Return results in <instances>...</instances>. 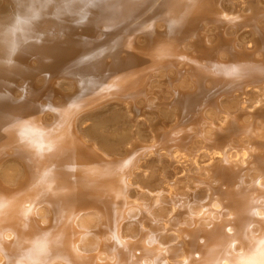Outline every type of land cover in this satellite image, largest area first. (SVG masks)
<instances>
[{
    "label": "bare ground",
    "instance_id": "1",
    "mask_svg": "<svg viewBox=\"0 0 264 264\" xmlns=\"http://www.w3.org/2000/svg\"><path fill=\"white\" fill-rule=\"evenodd\" d=\"M0 264H264V0H0Z\"/></svg>",
    "mask_w": 264,
    "mask_h": 264
},
{
    "label": "clouds",
    "instance_id": "2",
    "mask_svg": "<svg viewBox=\"0 0 264 264\" xmlns=\"http://www.w3.org/2000/svg\"><path fill=\"white\" fill-rule=\"evenodd\" d=\"M90 6L91 5H86L85 7L87 8V7H90ZM58 14H59V12H58ZM32 19H39V14L38 13H34ZM87 21H88V15L87 14H81V15L75 17V19L73 20V23H74L75 26H81V25H84L85 23H87ZM23 22H25V18L24 17H21V16H17L16 17V24L17 25H19V24H21ZM28 22H30V21H28ZM14 54H15V51L13 52V55ZM8 63L11 64L12 60L9 59Z\"/></svg>",
    "mask_w": 264,
    "mask_h": 264
},
{
    "label": "snow or ice",
    "instance_id": "3",
    "mask_svg": "<svg viewBox=\"0 0 264 264\" xmlns=\"http://www.w3.org/2000/svg\"><path fill=\"white\" fill-rule=\"evenodd\" d=\"M233 19H235V18H233ZM46 175H47V174H46ZM229 230H230V229H229ZM113 239H116V237L114 236Z\"/></svg>",
    "mask_w": 264,
    "mask_h": 264
}]
</instances>
